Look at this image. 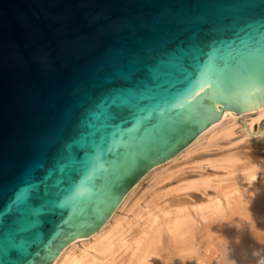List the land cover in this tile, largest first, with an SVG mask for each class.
Returning a JSON list of instances; mask_svg holds the SVG:
<instances>
[{
  "label": "water",
  "instance_id": "1",
  "mask_svg": "<svg viewBox=\"0 0 264 264\" xmlns=\"http://www.w3.org/2000/svg\"><path fill=\"white\" fill-rule=\"evenodd\" d=\"M146 26L155 38L137 43ZM196 83L264 84L261 9L0 0V264H47L58 241L80 225L90 231L136 176L199 133L198 113L179 105L199 98ZM22 177L31 189L4 208Z\"/></svg>",
  "mask_w": 264,
  "mask_h": 264
},
{
  "label": "bare ground",
  "instance_id": "2",
  "mask_svg": "<svg viewBox=\"0 0 264 264\" xmlns=\"http://www.w3.org/2000/svg\"><path fill=\"white\" fill-rule=\"evenodd\" d=\"M193 93H199V98H185L179 105L197 112L200 129L205 131L185 154L200 145L202 138L208 139V145L219 136H230L232 124L224 125L226 118L247 116L251 111L264 115V84L213 90L200 89L196 83ZM250 125L245 126V134H252ZM235 150L206 161L214 172L183 179L174 188L148 189L126 208L132 189L89 238L79 239L89 234L80 225L70 235V243L68 239L58 241L47 264H264V226L246 225L249 220H264V158L252 151ZM192 160L189 157L187 162ZM159 178H155L156 184ZM207 188L213 193H206ZM195 190L203 197L172 194ZM128 211L129 215L124 213ZM99 218L103 220L104 215Z\"/></svg>",
  "mask_w": 264,
  "mask_h": 264
},
{
  "label": "rangeland",
  "instance_id": "3",
  "mask_svg": "<svg viewBox=\"0 0 264 264\" xmlns=\"http://www.w3.org/2000/svg\"><path fill=\"white\" fill-rule=\"evenodd\" d=\"M246 114L248 115L243 116V117H241V114H237L235 116V119L231 120L230 118H226L224 120V123H225L224 125L232 124V127H231L232 134L230 136L224 137V138L223 137L221 138L220 136L217 138L215 137L216 139L215 141H213L214 144L211 141L208 143V145H206V142H208V139L202 138L199 140L200 145L195 144V146L191 148V151L188 154H185L186 152L185 149H187L198 137H200L201 134L205 130L200 131L199 133L195 134L185 145L177 149L170 156L162 158L156 161L151 166L145 168L143 172L139 174L140 177L135 181V183L133 185H132V182L129 183L123 190L122 195L117 196L113 206L105 214L104 219L99 222H96L93 226H91L92 228L90 229L89 234L83 235L79 239L89 238L90 234L93 231H96L97 229H99V227H101L102 224L106 222L113 215L115 211H117L118 206L122 203L123 199L126 198V196L129 194V192L132 189L133 190L131 194L129 195L128 199L126 200L124 204L125 205L124 207L126 208L130 206L137 198L141 197V195L148 189L152 190L155 188H159V189L160 188H163V189L174 188L177 185H179L183 179H191V180L198 179L201 177L202 174H210L214 172V169L212 167L205 164L206 161L210 159L218 158L225 151H229V150L234 151L236 147L237 149L240 148L242 151L244 150L245 152L252 151L253 153L259 155L260 158L263 159L264 158V134H261L260 132L264 131V115L260 116L257 111H251ZM246 125L251 126V133H252L251 135L247 133L245 134L243 132V130L246 128L245 127ZM251 139H254V141H257L258 145L254 146V143H253L254 141L247 142ZM239 145L240 146L242 145L241 146L242 148L245 146V148L242 149ZM189 157L193 158L191 162H187V159ZM237 163L240 164V162H237ZM199 165H202V167H199ZM157 177H160L159 178L160 181H158V183L156 184V182L154 181H155V178ZM205 192L208 194H212L213 189L207 188ZM175 193L179 195L180 198L189 199L188 197H186V193L193 194V196L197 199H200L201 197H203V194L198 190L188 191V192L187 191L172 192V194H175ZM124 213L129 215V211L124 212ZM254 220L246 221V225L250 226L251 224V225H254L255 227L259 225L264 226V220L262 219H256L255 221ZM254 226L252 227L254 228ZM65 239H68L67 242L70 240V238H65ZM217 254H219V251H217ZM222 257L223 256L219 254V258H222ZM225 263L226 262L223 261V264Z\"/></svg>",
  "mask_w": 264,
  "mask_h": 264
},
{
  "label": "snow or ice",
  "instance_id": "4",
  "mask_svg": "<svg viewBox=\"0 0 264 264\" xmlns=\"http://www.w3.org/2000/svg\"><path fill=\"white\" fill-rule=\"evenodd\" d=\"M244 5L247 8H259L262 10V19H264V0H259V3H255L254 0H244ZM160 27H165L172 24H191L194 23L192 21L187 20H162L157 22ZM133 32L139 31L137 28L133 27L131 29ZM201 29L197 28L196 30H193L188 35V39L191 41H196L200 38ZM156 35V26H146L145 30L137 35L135 37V40L137 43H143L144 40H150L154 39ZM20 183L24 185L23 189H18L13 192V195L7 203L4 205V208L10 209L12 206H14L17 202H19L22 199V192L28 189H31V185L27 184L26 179L23 177L20 180ZM36 195H39L38 190L35 193ZM5 212L0 211V216H4Z\"/></svg>",
  "mask_w": 264,
  "mask_h": 264
}]
</instances>
